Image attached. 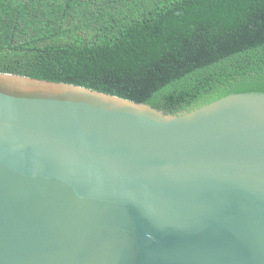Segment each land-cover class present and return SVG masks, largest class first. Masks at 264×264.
<instances>
[{
  "label": "water",
  "instance_id": "water-1",
  "mask_svg": "<svg viewBox=\"0 0 264 264\" xmlns=\"http://www.w3.org/2000/svg\"><path fill=\"white\" fill-rule=\"evenodd\" d=\"M0 264H264V93L174 114L0 72Z\"/></svg>",
  "mask_w": 264,
  "mask_h": 264
},
{
  "label": "trees",
  "instance_id": "trees-1",
  "mask_svg": "<svg viewBox=\"0 0 264 264\" xmlns=\"http://www.w3.org/2000/svg\"><path fill=\"white\" fill-rule=\"evenodd\" d=\"M0 72L174 114L264 93V0H0Z\"/></svg>",
  "mask_w": 264,
  "mask_h": 264
}]
</instances>
